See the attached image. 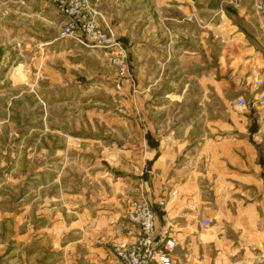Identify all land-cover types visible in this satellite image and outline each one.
<instances>
[{
  "label": "rangeland",
  "instance_id": "1",
  "mask_svg": "<svg viewBox=\"0 0 264 264\" xmlns=\"http://www.w3.org/2000/svg\"><path fill=\"white\" fill-rule=\"evenodd\" d=\"M192 1L185 14L186 0H88L99 23L109 27L127 51L134 88L118 89L116 70L104 49L59 37L65 17L54 2L0 0L3 263H8L13 238L25 232L32 212L52 216L51 211L78 200L80 190L108 197L109 182L136 178L150 168L142 158L143 110L151 125L163 124L165 131L156 135L172 129L177 137L192 136L189 150L195 157L232 150L215 142L230 135L232 128H225L231 126L228 114L243 90L235 87L232 75L240 6L237 0ZM260 1L244 4L264 18ZM253 19L243 27L250 30L255 21L258 27V18ZM171 42L194 50V61L185 59L189 53L172 52ZM205 67L214 68L213 79H221L228 98H218L212 78L203 88L199 75ZM18 249V254L25 251H20L21 243Z\"/></svg>",
  "mask_w": 264,
  "mask_h": 264
},
{
  "label": "crops",
  "instance_id": "2",
  "mask_svg": "<svg viewBox=\"0 0 264 264\" xmlns=\"http://www.w3.org/2000/svg\"><path fill=\"white\" fill-rule=\"evenodd\" d=\"M245 1H236L240 12L235 18L242 27L236 24L234 28L236 58L232 75L235 87H243L238 96L248 97V107L228 114L231 126L225 128H232L230 135L215 142L216 147L232 150H225L223 155L195 157L189 150L193 148L192 136L177 137L172 129L156 135L165 131L161 129L163 124L151 125L148 111L143 110L146 142L142 158L148 160L150 168L143 175L136 173V178L109 182L108 197L84 195L80 190L78 200L52 209V216L32 212L26 219L25 232L13 238L14 251L5 257H10L7 264H115L110 244L127 241L117 234V228L125 222L127 203L139 182L144 183L157 212V223L163 224L168 217L174 224L173 264H264V102L259 99V94L264 96V41L260 38H264V18L250 13ZM192 2L186 0L185 14ZM255 16L259 26L255 27V21L254 28L251 24L250 30L245 29V21H254ZM258 32L263 35L259 37ZM170 47L172 52L179 49L189 53L185 56L189 64L194 61V50L187 45L171 42ZM212 69L205 67L199 75L205 90L210 78L216 76ZM213 81L218 98H228L223 95L221 79ZM208 144L203 142V146ZM132 183L135 186L130 190ZM170 190H177L178 196L167 203L164 213L157 202L166 200ZM187 204L197 210L190 211ZM205 218L211 224L202 230L200 222ZM18 243L23 246L20 251L25 249L20 254ZM3 261L0 264H5Z\"/></svg>",
  "mask_w": 264,
  "mask_h": 264
},
{
  "label": "built area",
  "instance_id": "3",
  "mask_svg": "<svg viewBox=\"0 0 264 264\" xmlns=\"http://www.w3.org/2000/svg\"><path fill=\"white\" fill-rule=\"evenodd\" d=\"M51 1L57 12L65 17L59 26V37L104 49L116 70V87L120 89L123 85H129L134 88L126 49L109 27L99 23L97 12L88 0ZM258 9L264 12V0L259 2ZM259 99L264 102L263 95L259 94ZM234 106L245 108L248 103L244 97L238 96ZM177 196V190H170L166 200L163 198L157 202L158 209L165 213L167 203ZM187 207L190 211L197 210L193 204H187ZM124 220V224L117 228V234L127 241H114L110 244L115 264H173L171 255L176 242L171 236V229L174 224L168 217L164 218L163 224L157 223V212L147 197L143 182L138 183L134 197L127 203ZM210 224L208 218L202 219L200 228L207 230Z\"/></svg>",
  "mask_w": 264,
  "mask_h": 264
}]
</instances>
